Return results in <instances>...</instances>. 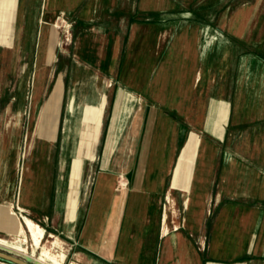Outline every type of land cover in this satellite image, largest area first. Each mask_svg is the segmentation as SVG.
Instances as JSON below:
<instances>
[{
    "label": "crops",
    "instance_id": "crops-1",
    "mask_svg": "<svg viewBox=\"0 0 264 264\" xmlns=\"http://www.w3.org/2000/svg\"><path fill=\"white\" fill-rule=\"evenodd\" d=\"M12 1L0 0L2 48L18 43L20 0ZM74 1L86 5L73 24L85 26L63 50L67 94L54 100L56 110H41L59 120L47 129L62 124L54 211L44 229L65 244L68 264H264L262 204L236 209L239 218L215 231L204 251L211 172L199 180V125L181 117L188 89L173 85L196 83L203 67L220 68L226 58L228 68L238 60L250 71L251 60L264 65V0ZM52 35L46 61L57 48ZM254 72L263 76L264 67ZM215 99L205 130L219 137L235 112L230 100ZM194 136L197 147L185 154ZM76 158L79 168L88 164L86 176L74 173ZM226 166L222 184L246 168L235 158ZM249 175L246 191L251 184L264 192L260 174Z\"/></svg>",
    "mask_w": 264,
    "mask_h": 264
},
{
    "label": "rangeland",
    "instance_id": "rangeland-1",
    "mask_svg": "<svg viewBox=\"0 0 264 264\" xmlns=\"http://www.w3.org/2000/svg\"><path fill=\"white\" fill-rule=\"evenodd\" d=\"M19 2L18 43L12 48L0 47L1 148L6 150L8 143H14L19 139L17 143L19 160L14 180L9 174L8 163L13 160V151L17 144L10 147L5 157H0V237L10 241L19 239L9 232L14 231L17 222H22L25 216L44 228V224L50 222L54 211L55 175L58 154L61 152L62 124L60 130L47 129L46 125L53 127L59 120L55 123V116L43 114L41 110L50 108L54 110V100L59 99L64 93L67 94L71 67L67 66V54L63 50H66L68 44L73 43L75 29H82L85 26L79 22L73 24V21L75 15L86 5L74 0H20ZM51 35L57 48L46 61L47 43ZM25 54L28 55V65L24 73L20 74V59ZM251 61L256 62L253 71H258L259 66L264 67L258 61ZM242 69L239 60L225 72L221 67L205 66L202 72H199L200 79L196 83L173 84L177 92L180 86L188 89V98L181 100L184 105L182 110L185 111L181 117L190 125H199L196 137L203 140L199 146V180L203 172L208 170L211 172V178L207 180L210 192L204 199L206 206L204 222H207L204 251H208L215 231L228 229L239 218V213L235 214L236 209H246L259 204L264 206V192L251 184L249 192L245 187L250 179L251 170L259 173L262 181L264 179V75L246 74L245 77ZM112 85L110 84L109 88ZM215 98L230 100L235 112L234 119L226 131L219 133L214 130L213 133H219V137L205 130L206 111L211 100ZM70 105L75 107L74 98L71 99ZM177 106L179 107L180 104ZM241 107L242 109L239 110ZM20 110L23 111L24 118L22 129L17 132L13 124L17 121L16 114ZM39 122L41 129L37 132ZM196 137H192L187 148L189 150L185 154H190L194 147H197ZM229 157L235 158L238 165H246V168L245 171L235 168L227 182L222 184L225 161ZM3 160L8 162L6 172ZM78 166L76 158L74 173L80 169L79 172L83 171V176H86L88 164H81L80 168ZM9 180L12 184H9ZM90 181L89 177L87 179L84 177L82 187H87ZM203 181L205 184L206 180ZM122 182H120L121 186H123ZM165 200L168 205L174 206L173 198ZM177 204L181 213L182 207L178 202ZM9 208L16 215H9ZM192 236L197 244L200 234L196 233ZM53 237L55 236L46 233L45 230L43 245H50L54 240ZM24 245L32 254L33 244L29 236ZM197 247L201 248L199 245ZM39 253L40 250H36V255ZM19 256L36 263L34 258ZM65 264H68L67 258Z\"/></svg>",
    "mask_w": 264,
    "mask_h": 264
},
{
    "label": "bare ground",
    "instance_id": "bare-ground-1",
    "mask_svg": "<svg viewBox=\"0 0 264 264\" xmlns=\"http://www.w3.org/2000/svg\"><path fill=\"white\" fill-rule=\"evenodd\" d=\"M9 4L14 6L13 1L12 0L11 1L8 0V2L4 3L3 7H5V6L7 7ZM25 20H26V18H25ZM59 38H60V36H59ZM20 61H21V66H20L19 72H20V74H22V73H24V71L26 70V67L28 65V55L25 54L23 57H21ZM220 67L224 69V72L229 70V68H228L229 67V61H228L227 58L221 64ZM242 71H243V74H247L248 76H250L252 74L256 75V72H254L253 70L250 71V63L249 62L247 64H245V66L243 67ZM178 75H179V72H178ZM33 99H34V97H33ZM241 109H242V107L239 110H241ZM70 110H71V112H73V105H70ZM239 113H240V111L237 113V115H239ZM47 114H48V112H47ZM52 114H51V116H52ZM23 115H24V113H23L22 110H20L16 114L17 121L13 124V126L17 129L16 130L17 132L18 131L20 132V128H21L20 124L22 122ZM14 138H16V137H14ZM18 140H16V142H14V143H8V145H7L8 147L6 146V150H3L1 148V142H0V157H5L7 155V153H8V150L10 149V147L13 144H17ZM18 160H19V148H18V144H17L16 145V149L13 151V160H12V162L8 163L5 160H3V164L5 165V170L4 171L6 172V170L8 169V166H9V170L8 171H9V174L11 175L13 180L15 179V176H16V171H17V167H18ZM232 161H233V158L229 157L226 160V165L232 164ZM7 163H8V166H7ZM10 183L12 184V181L10 182V180H9V184ZM122 184L124 186L125 182L123 181ZM188 204H189V202H188ZM9 215H16V213L13 212L11 210V208H9ZM164 229H165V232L168 231V228L166 226H165ZM9 234H13L19 239L16 240V241H10L8 239L0 237V248L1 249L8 250V251L14 253L13 255H15L17 257H20L19 255H26L29 258H34V261L36 262V264H65L66 258H67V249L65 247V244L58 237H53L54 240L50 243V245H43V239L45 237V229L43 227H41L39 224H37L36 222H34L33 220L29 219L28 217L25 216L23 218L22 222L18 221L17 224H16V227H14V231L9 232ZM28 236H29V238H30V240H31V242L33 244V252H32V254H30L28 252L27 247L24 245V243H27ZM36 250H40V253L38 255H36ZM69 264H78V263L73 262V263H69Z\"/></svg>",
    "mask_w": 264,
    "mask_h": 264
},
{
    "label": "water",
    "instance_id": "water-1",
    "mask_svg": "<svg viewBox=\"0 0 264 264\" xmlns=\"http://www.w3.org/2000/svg\"><path fill=\"white\" fill-rule=\"evenodd\" d=\"M0 263L2 264H36L28 259L17 257L5 250L0 249Z\"/></svg>",
    "mask_w": 264,
    "mask_h": 264
}]
</instances>
